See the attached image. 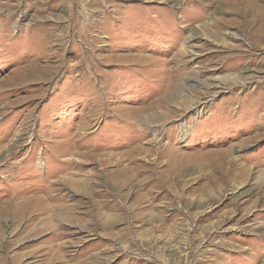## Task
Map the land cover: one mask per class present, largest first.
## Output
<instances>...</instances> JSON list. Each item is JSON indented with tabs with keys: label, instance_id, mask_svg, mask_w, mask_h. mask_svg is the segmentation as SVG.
Returning a JSON list of instances; mask_svg holds the SVG:
<instances>
[{
	"label": "rangeland",
	"instance_id": "rangeland-1",
	"mask_svg": "<svg viewBox=\"0 0 264 264\" xmlns=\"http://www.w3.org/2000/svg\"><path fill=\"white\" fill-rule=\"evenodd\" d=\"M0 264H264V0H0Z\"/></svg>",
	"mask_w": 264,
	"mask_h": 264
},
{
	"label": "bare ground",
	"instance_id": "bare-ground-1",
	"mask_svg": "<svg viewBox=\"0 0 264 264\" xmlns=\"http://www.w3.org/2000/svg\"><path fill=\"white\" fill-rule=\"evenodd\" d=\"M126 181V180H125ZM156 215V214H155Z\"/></svg>",
	"mask_w": 264,
	"mask_h": 264
}]
</instances>
